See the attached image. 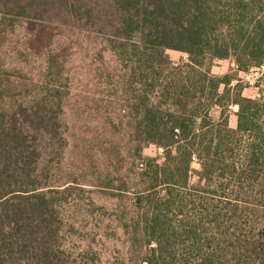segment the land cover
Instances as JSON below:
<instances>
[{"label": "trees", "instance_id": "obj_1", "mask_svg": "<svg viewBox=\"0 0 264 264\" xmlns=\"http://www.w3.org/2000/svg\"><path fill=\"white\" fill-rule=\"evenodd\" d=\"M33 1H0V26L25 14L27 24L37 21L27 49L44 58L37 76L9 68L8 34L0 31V264H103L93 248L77 253L67 246L66 208L86 192L65 159L74 87L52 24L31 17ZM43 5L65 13L76 31L101 37L124 71L129 99L118 118L128 141L107 152L109 170L94 185L130 202L113 214L128 249L120 264H264V74L257 97L247 98L238 79L211 72L229 58L238 72L264 68V0ZM170 50L188 62L174 64ZM232 104L239 108L235 129L224 110ZM151 146L161 158L144 154ZM114 162L120 166L111 168Z\"/></svg>", "mask_w": 264, "mask_h": 264}, {"label": "rangeland", "instance_id": "obj_2", "mask_svg": "<svg viewBox=\"0 0 264 264\" xmlns=\"http://www.w3.org/2000/svg\"><path fill=\"white\" fill-rule=\"evenodd\" d=\"M30 1L33 0H26L25 4ZM34 1L36 9L32 11L31 17L34 14L35 18H46L47 27L52 24L56 48L59 53L67 55V70L74 87L73 96L66 105L65 120L72 135V145L65 159L72 167L69 173L75 174L81 180L86 192L82 194L84 198L81 201H74L66 208L67 246L77 253L93 248L103 264H120L127 259L128 249L125 235L113 214L125 207L130 208V202L112 197L108 192H101L94 185H97L98 178L109 170L107 152H114L117 147L122 148L128 141L126 134L121 131L118 118L123 108L122 100L129 99L128 87L125 88L121 83L124 71L117 56L108 49L101 37L97 39L89 32L76 31L73 25L77 24L69 23V17L65 13L57 10L56 6L43 5L46 0ZM51 7L54 9L47 12ZM28 21L32 20L26 14L18 18L10 17L6 26H0V31L5 30L8 34L3 49L7 54L5 59L9 68L24 69L37 76L44 67V58L27 49L29 39L33 38L32 34L38 30L37 21L32 25L27 24ZM42 36L44 40L46 35ZM34 46L37 48L41 44L35 40ZM100 55L104 60L100 59ZM168 55L176 65L188 62L185 53L170 50ZM211 72L218 77L229 75L238 79L239 84L243 86L242 95L255 98L264 68L252 69L247 73L238 72L233 59L229 58L216 61ZM236 84L234 81L230 88ZM224 90L225 86L222 85L220 92L223 93ZM232 106L233 108L230 105L224 110L228 114L231 128L235 129L239 108L233 104ZM219 116L220 109H217L213 112V117L217 119ZM109 119L115 122L118 128L110 126ZM162 153L163 151L155 146L144 150V154L150 157L161 158ZM111 164V168L120 166L115 162ZM122 166L124 162L121 163ZM192 169L191 183L196 184L200 171L197 160H194ZM91 199L100 209L97 210L91 205Z\"/></svg>", "mask_w": 264, "mask_h": 264}, {"label": "built area", "instance_id": "obj_3", "mask_svg": "<svg viewBox=\"0 0 264 264\" xmlns=\"http://www.w3.org/2000/svg\"><path fill=\"white\" fill-rule=\"evenodd\" d=\"M231 108H233V106H231Z\"/></svg>", "mask_w": 264, "mask_h": 264}]
</instances>
